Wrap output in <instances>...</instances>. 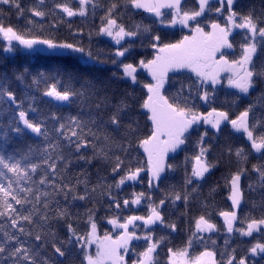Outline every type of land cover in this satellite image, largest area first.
I'll return each mask as SVG.
<instances>
[{
	"label": "snow or ice",
	"instance_id": "snow-or-ice-1",
	"mask_svg": "<svg viewBox=\"0 0 264 264\" xmlns=\"http://www.w3.org/2000/svg\"><path fill=\"white\" fill-rule=\"evenodd\" d=\"M195 2L198 7H189L188 0H108L107 5L103 0H56L52 8H46L48 0H0L4 53L23 50L37 57L78 53L92 60V53H86L79 42L29 35L30 29L22 31L10 21L5 23L15 14L18 20L34 25L33 17L43 20L48 12L55 15L53 9L68 18L95 17L102 11L97 35L111 38L118 46L110 61L113 70L103 78L62 69L54 75L43 71L33 75L27 66L13 69L11 78L0 73V264H67L73 249L80 264H129V260L131 264H159L157 250L166 237L156 236V226L168 229V235L177 232L179 225L170 218L173 211L188 217L190 226L182 247L167 248L166 264H264V2L259 14L254 5L246 13L238 11V0ZM163 9L170 10L168 19ZM130 10L152 14L160 29L121 23L124 12ZM212 13L222 16L225 24L209 20ZM205 20L210 31H205ZM176 25L188 28L190 35L169 42L161 29ZM235 29L242 30L240 53L229 60L224 50L235 51L229 39ZM141 70L151 80L142 84L146 95L137 97L135 86L142 83ZM183 72L194 79H181L177 74ZM222 73L229 74L227 86L235 91L228 94L229 108L218 109L213 105ZM12 81L23 88L20 99ZM117 82L128 86L119 89ZM42 83L44 97L56 101L57 107L76 111L43 115L30 94ZM141 118L148 122L143 127ZM229 125L250 148L227 144L217 158L210 159L212 141L219 137L222 126ZM190 141L197 151L185 155L182 182L168 185L161 198L153 199V192L161 190L169 174L179 167L168 162L174 159L169 154L186 152ZM136 149L143 150L146 161L125 163ZM253 155L256 163L249 169ZM221 163L230 169L223 186L231 209L218 215L227 234L248 237L251 246L239 258L235 249L227 256L221 253L218 261L213 250L190 251L206 240L215 244L205 234L221 229L210 213L190 217L189 212L194 203L209 207L199 182ZM142 173H147L149 191L133 192L121 202L118 191L128 182L142 183ZM217 187L210 189L209 196ZM246 193L258 197L250 202L261 210L259 218L238 216L242 204L249 202ZM103 197H107V211L113 213L103 219L119 230L115 237L98 232L97 204ZM142 201L147 215H122V210ZM77 202L93 206L81 216L72 211ZM81 219L86 225L83 231ZM61 228L66 229L64 236ZM228 243L226 236L225 245Z\"/></svg>",
	"mask_w": 264,
	"mask_h": 264
},
{
	"label": "trees",
	"instance_id": "trees-1",
	"mask_svg": "<svg viewBox=\"0 0 264 264\" xmlns=\"http://www.w3.org/2000/svg\"><path fill=\"white\" fill-rule=\"evenodd\" d=\"M25 3H28V0H24ZM54 2L56 0H48L46 8H52ZM264 2V0H238L237 10L242 12H247L250 6H255L257 9V14H259V8ZM103 3L107 5L108 0H103ZM189 7H198L195 0H188ZM53 12H48V15L41 20L40 18L33 19L36 21L34 25H28L26 21L21 18L17 19L15 14L9 16L5 23L11 22L14 26L20 28L22 31L25 29H30L28 32L29 35L39 36L42 38H52L60 41H69V42H79L87 53L90 51L92 53L93 59L89 60L87 55H81L78 53L65 54L61 56H34L28 54L27 52L20 50L15 54H8L2 51L3 42L0 41V73H7L11 78L13 69H20L24 66L29 68V71L35 75L38 72H45L47 74H55L57 69H62L66 72H74L79 74H85L92 77L103 78L110 74V71L113 70V66L110 61L113 57L115 49L118 47L115 45L114 41L110 38L104 37L102 35H97V30L100 26V16L103 14L102 11H98L95 17L89 15L86 18H82L79 16L68 18L65 14L59 12L57 9H53ZM123 11V9H122ZM168 14V13H167ZM165 15V19H168V15ZM62 18V19H61ZM156 18L142 10H130L129 12H124L122 18L120 19L121 23H124L126 26H132L136 23L148 24L152 25L154 29H160V25L158 23H153ZM209 20H215L223 26L225 24V19L222 16H218L216 13H212L209 16ZM208 20L204 21L205 31H210L211 29L207 27ZM162 32L166 33L167 40L169 42H176L183 38L185 35H190V31H186L181 27L171 28L165 27L161 29ZM233 42L235 51L233 50L227 51V58L229 60L236 59L239 56L240 48L239 45L242 41L241 31H238L235 35H233L230 39ZM138 52H142L143 50L137 48ZM150 51V50H149ZM150 58V56H149ZM103 61V63L97 61ZM181 79H186L188 77H192L191 73L183 72L177 74ZM194 79V77H192ZM139 79L141 80V85L135 86V93L137 97L145 96L146 89L142 87L143 83L150 82L151 77L147 74V72L141 70L139 73ZM119 89H123L127 87L126 82H117L115 85ZM45 84L42 83L39 86V90L33 89L30 91V94L35 96V106L40 110L43 115H48L49 112H57L60 115H66L69 111L75 112L76 110L73 108L71 110L67 108L57 107V102L51 100L48 97H44L42 92L44 90ZM12 89L16 91L17 98L20 99L23 88L17 82L12 81ZM235 90L230 89L225 80H222L220 85H217L216 89V103L213 105L218 109L229 108V104L227 101L231 99L229 93L234 92ZM202 103V102H201ZM243 105H241V108ZM239 109L233 110V115L235 111ZM201 111H205V108H201ZM35 116V113L30 114ZM145 123H148L143 118H141V126ZM222 132L219 137L212 141L213 151L210 154V159H215L218 156L219 150L222 146L227 144H232L234 147L243 145L245 147L250 148L247 141L242 139V134L233 133L229 126H222ZM146 131V129H145ZM211 134V129L209 130ZM197 151L194 142L190 141L187 145L186 152L180 151L176 154H172L170 157L174 156V159H170L168 162L179 165L177 171L169 174V179L161 185V190L153 192V199L158 200L164 194V189L168 187L170 184L179 185L183 180V162L185 159V155L191 156ZM122 155V154H121ZM129 160L133 165H135L138 160L146 161V156L144 155L142 149H136L132 152L131 157L125 158V163H128ZM256 163V158L253 155L250 157V160L247 164V167L251 169V165ZM190 167V165H189ZM231 168L234 169L235 165H231ZM229 166L224 163H221L217 168H214L209 174H207L206 179L204 181H200V192L201 196L208 198L207 203L209 207L205 209L200 205V203H194L189 212L190 217L198 216L205 212L210 213V218L214 223L218 225L221 231L216 232L211 235L212 240H215V244L212 243L211 240H206L205 242H200L194 245V247L190 250L196 254L200 251H203L205 248L209 250H213L216 252V259L219 261L221 259V253H224L227 256L228 253L235 249V255L237 258L245 255L247 249L251 246L250 238L248 237H240L237 233H233L231 235L227 234L226 229L224 228V224L222 221V217L218 215L221 210H230L231 209V201L227 199L228 190L225 188L223 177L228 173ZM94 171V170H93ZM143 178V182H128L118 191V196L121 199V202L124 198H130L133 192H141V191H149L147 186V173L141 174ZM253 178L255 174L252 173ZM118 179V177H117ZM109 182H112V178L109 177ZM244 180H242V184ZM217 187V190L209 196V191L212 187ZM116 192L117 190H113ZM258 198L254 197L251 194L246 193V200L249 201L247 203L242 204L241 209L238 210V216L243 218L245 215L254 216L259 218L262 215V212L259 208H253L251 204V199ZM102 203L97 204L99 207V211L97 212V221H98V231L101 236L105 232L108 234L113 232L112 227L106 222V219H103L105 216H112V212L107 211V197L102 198ZM93 203L83 204L82 202H77V205L72 209L74 213L78 212L83 216L86 208H91ZM181 211H183V205H179ZM148 208L146 206V202L142 201L139 207L130 206L129 209L122 210V215H147ZM166 218H169L166 216ZM170 218L176 221L179 225V230L175 233H171L168 235V229H162L158 225L156 226V236L164 235L165 243L161 245L158 251V262L159 264H166L167 259V248L173 247L178 248L182 247L184 241L188 235V228L190 226V220L188 217H181L179 212L173 211L170 214ZM79 228L81 231L86 229V225L81 219L79 223ZM66 234V229H60V235L64 236ZM206 237L208 236L205 234ZM228 238L229 243L225 245V238ZM144 242V241H143ZM140 243V242H139ZM142 244V243H140ZM142 250V249H137ZM51 252V249H48ZM135 258L134 256L132 257ZM80 256L75 249H73L72 253H70L69 257L66 258L67 264H80ZM131 264V261H129Z\"/></svg>",
	"mask_w": 264,
	"mask_h": 264
},
{
	"label": "rangeland",
	"instance_id": "rangeland-1",
	"mask_svg": "<svg viewBox=\"0 0 264 264\" xmlns=\"http://www.w3.org/2000/svg\"><path fill=\"white\" fill-rule=\"evenodd\" d=\"M148 14V13H147ZM167 13H165V15H166ZM176 27H181L182 29H184V30H186V31H189V29L188 28H184V27H182V26H180V25H176L175 27H171V28H176ZM238 31H242V30H239V29H235V30H233V33H232V35L229 37V39H231V37L233 36V35H235ZM104 37H106V36H104ZM107 38H109V37H107ZM111 39V38H110ZM225 52H227L228 51V49H225L224 50ZM230 51V50H229ZM229 74L228 73H222L221 74V78H222V80L224 79L225 80V83H226V85H227V76H228ZM234 90V89H233ZM143 151V150H142ZM135 207H139V205H137V206H135ZM222 221H223V218H222ZM138 224L140 223V222H137ZM224 224V223H223ZM110 225V224H109ZM111 227H112V229H113V232L112 233H110L109 235H112L113 237H115V235L117 234V232L119 231L118 229H114L113 228V226L112 225H110ZM99 232V231H98ZM212 234H214V233H211V234H207V235H212ZM100 235V234H99ZM255 235V234H254ZM134 243H136V242H134ZM140 243H144L143 241H140ZM141 244V245H142ZM90 251L94 254L95 253V245H92L91 246V249H90ZM122 251V250H121ZM192 252V251H191ZM192 254H196V253H194V252H192ZM125 259L126 260H128V257L126 256L125 257ZM130 261V260H129Z\"/></svg>",
	"mask_w": 264,
	"mask_h": 264
},
{
	"label": "water",
	"instance_id": "water-1",
	"mask_svg": "<svg viewBox=\"0 0 264 264\" xmlns=\"http://www.w3.org/2000/svg\"><path fill=\"white\" fill-rule=\"evenodd\" d=\"M164 13H168L170 10H168V9H163L162 10ZM147 13V12H146ZM148 14H150V13H148ZM150 15H152V14H150ZM153 16V15H152ZM3 42V41H2Z\"/></svg>",
	"mask_w": 264,
	"mask_h": 264
},
{
	"label": "flooded vegetation",
	"instance_id": "flooded-vegetation-1",
	"mask_svg": "<svg viewBox=\"0 0 264 264\" xmlns=\"http://www.w3.org/2000/svg\"><path fill=\"white\" fill-rule=\"evenodd\" d=\"M229 51V50H228Z\"/></svg>",
	"mask_w": 264,
	"mask_h": 264
}]
</instances>
